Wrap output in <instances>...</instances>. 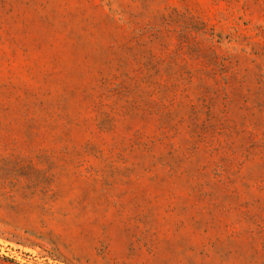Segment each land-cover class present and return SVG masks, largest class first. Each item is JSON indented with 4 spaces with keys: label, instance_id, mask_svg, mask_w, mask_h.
<instances>
[{
    "label": "rangeland",
    "instance_id": "1",
    "mask_svg": "<svg viewBox=\"0 0 264 264\" xmlns=\"http://www.w3.org/2000/svg\"><path fill=\"white\" fill-rule=\"evenodd\" d=\"M0 264H264V0H0Z\"/></svg>",
    "mask_w": 264,
    "mask_h": 264
}]
</instances>
